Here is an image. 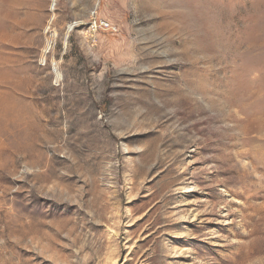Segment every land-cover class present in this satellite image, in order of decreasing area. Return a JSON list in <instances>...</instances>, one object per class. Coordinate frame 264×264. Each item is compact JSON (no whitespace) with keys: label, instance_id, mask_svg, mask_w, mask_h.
<instances>
[{"label":"rangeland","instance_id":"374dc122","mask_svg":"<svg viewBox=\"0 0 264 264\" xmlns=\"http://www.w3.org/2000/svg\"><path fill=\"white\" fill-rule=\"evenodd\" d=\"M0 264H264V0H0Z\"/></svg>","mask_w":264,"mask_h":264},{"label":"bare ground","instance_id":"6f19581e","mask_svg":"<svg viewBox=\"0 0 264 264\" xmlns=\"http://www.w3.org/2000/svg\"><path fill=\"white\" fill-rule=\"evenodd\" d=\"M9 122H6V129L9 130Z\"/></svg>","mask_w":264,"mask_h":264},{"label":"built area","instance_id":"2783aa9c","mask_svg":"<svg viewBox=\"0 0 264 264\" xmlns=\"http://www.w3.org/2000/svg\"><path fill=\"white\" fill-rule=\"evenodd\" d=\"M95 26H97V23L95 24Z\"/></svg>","mask_w":264,"mask_h":264}]
</instances>
